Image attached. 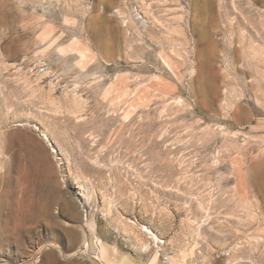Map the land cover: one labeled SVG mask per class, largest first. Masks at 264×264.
I'll return each mask as SVG.
<instances>
[{
	"label": "rangeland",
	"instance_id": "rangeland-1",
	"mask_svg": "<svg viewBox=\"0 0 264 264\" xmlns=\"http://www.w3.org/2000/svg\"><path fill=\"white\" fill-rule=\"evenodd\" d=\"M0 264H264V0H0Z\"/></svg>",
	"mask_w": 264,
	"mask_h": 264
},
{
	"label": "bare ground",
	"instance_id": "bare-ground-1",
	"mask_svg": "<svg viewBox=\"0 0 264 264\" xmlns=\"http://www.w3.org/2000/svg\"><path fill=\"white\" fill-rule=\"evenodd\" d=\"M47 139V138H46ZM3 196V195H2ZM4 197V196H3ZM6 197V196H5ZM141 229L142 230H145L148 234H150L151 235V237L154 239V240H157V237L151 232V231H149V229L147 228V227H145V226H141Z\"/></svg>",
	"mask_w": 264,
	"mask_h": 264
}]
</instances>
